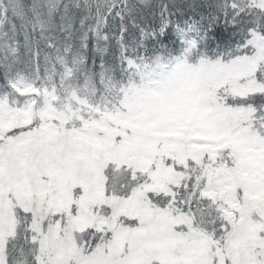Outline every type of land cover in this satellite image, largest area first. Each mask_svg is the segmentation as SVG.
I'll return each mask as SVG.
<instances>
[{
  "label": "snow or ice",
  "instance_id": "snow-or-ice-1",
  "mask_svg": "<svg viewBox=\"0 0 264 264\" xmlns=\"http://www.w3.org/2000/svg\"><path fill=\"white\" fill-rule=\"evenodd\" d=\"M0 264H264V0H0Z\"/></svg>",
  "mask_w": 264,
  "mask_h": 264
}]
</instances>
